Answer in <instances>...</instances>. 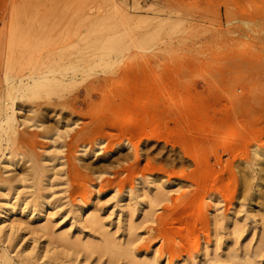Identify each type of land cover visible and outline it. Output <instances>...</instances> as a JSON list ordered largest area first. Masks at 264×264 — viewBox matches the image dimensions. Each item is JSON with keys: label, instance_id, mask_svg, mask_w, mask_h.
Wrapping results in <instances>:
<instances>
[{"label": "rangeland", "instance_id": "374dc122", "mask_svg": "<svg viewBox=\"0 0 264 264\" xmlns=\"http://www.w3.org/2000/svg\"><path fill=\"white\" fill-rule=\"evenodd\" d=\"M0 119V264H264V0H0Z\"/></svg>", "mask_w": 264, "mask_h": 264}, {"label": "bare ground", "instance_id": "6f19581e", "mask_svg": "<svg viewBox=\"0 0 264 264\" xmlns=\"http://www.w3.org/2000/svg\"><path fill=\"white\" fill-rule=\"evenodd\" d=\"M22 66H23V64H22ZM15 69H17L16 70L17 72H21V70H23L25 68H15ZM29 72H30V74H28V75H29L30 78H32L33 82L35 83V86L37 84H39V83L41 85H45V84L48 83L49 80L44 75L39 74V73H32V70H30ZM4 121L5 120L0 119V129L2 128V125H3ZM6 124H7L9 130H12L14 128V119H13L12 116L7 117Z\"/></svg>", "mask_w": 264, "mask_h": 264}]
</instances>
